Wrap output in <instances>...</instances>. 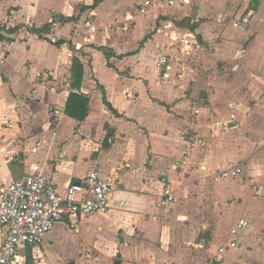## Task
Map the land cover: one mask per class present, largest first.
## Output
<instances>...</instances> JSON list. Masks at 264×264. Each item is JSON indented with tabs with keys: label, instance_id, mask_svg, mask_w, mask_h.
<instances>
[{
	"label": "crops",
	"instance_id": "1",
	"mask_svg": "<svg viewBox=\"0 0 264 264\" xmlns=\"http://www.w3.org/2000/svg\"><path fill=\"white\" fill-rule=\"evenodd\" d=\"M161 56L176 86L158 84ZM263 141L264 0H0V183L38 171L64 195L99 170L113 187L108 214L15 264H203L202 232L208 264H264ZM231 163L240 177L214 181Z\"/></svg>",
	"mask_w": 264,
	"mask_h": 264
},
{
	"label": "built area",
	"instance_id": "2",
	"mask_svg": "<svg viewBox=\"0 0 264 264\" xmlns=\"http://www.w3.org/2000/svg\"><path fill=\"white\" fill-rule=\"evenodd\" d=\"M178 2L189 3V0H167L170 7ZM248 19H240L237 25L246 26ZM184 48H189V39H183ZM158 70V84L176 86L171 80L173 70L168 56H161L156 62ZM41 75L37 74L39 78ZM57 113V112H56ZM197 114L199 111L196 112ZM231 117L230 123H235ZM14 125L7 123L3 130H12ZM109 143L113 140L109 139ZM261 152L264 153V141ZM243 173L241 164L231 163L227 168L215 174L214 181L239 178ZM165 203L171 204L175 198L172 195L169 182L164 184ZM113 187L99 170L92 171L86 178L74 182L67 187L66 193L61 195L55 189L52 180L42 172H35L23 180L11 183H0V226L6 229V237L0 245V264H15L19 253L27 247L34 249L43 245L45 237L56 225L66 223L74 228L82 218L95 214H108ZM241 222L232 235L244 229ZM234 245V243H233ZM220 249V254L224 253Z\"/></svg>",
	"mask_w": 264,
	"mask_h": 264
},
{
	"label": "rangeland",
	"instance_id": "3",
	"mask_svg": "<svg viewBox=\"0 0 264 264\" xmlns=\"http://www.w3.org/2000/svg\"><path fill=\"white\" fill-rule=\"evenodd\" d=\"M259 2V1H258ZM256 5V4H255ZM255 5H253V6H255ZM260 6V4H258V7ZM233 19H235V18H233ZM244 28V27H243ZM254 43V42H253ZM195 46V49H196V51L192 54V56H190L189 57V60L187 61L188 63H189V65H191V66H197L200 62L197 60V57H195V55H197V49H198V47H197V45H194ZM240 47H242V46H240ZM245 47H247V46H245ZM191 48V47H190ZM243 49H245V48H243ZM243 49L241 50V54L240 55H238V56H236V58H235V61H236V65H240V68L243 66V64H244V62L246 63L247 61H246V57H245V53H243ZM180 50V49H179ZM180 54H182L181 52H180ZM181 56V55H180ZM179 56V57H180ZM227 65H225V63H224V61H219V62H217V63H215V69H216V71H218V74L220 75V76H224V72H225V70H224V68L226 67ZM239 68V69H240ZM233 69V68H232ZM239 69H237L236 68V71L235 72H238V70ZM240 75V74H239ZM234 76H236V74L235 75H232V74H230L229 75V80H228V82L229 83H231V84H234L235 82H236V79H235V77ZM242 80H244V78L242 77L241 78ZM72 230H74V229H72ZM75 231V230H74ZM73 231V232H74ZM211 235H212V232L210 233V234H203V232H202V234L200 233V234H198V240H199V243H200V241H205V242H207V243H209L210 242V244H208V247H204V248H198V250L200 251V254H201V261H202V263L203 264H208L209 262H211V259L209 258L210 256H212L211 255V251H213V249H212V246H211V240H212V237H211ZM77 236V234H75V237ZM75 237H72L70 234H69V236H67L64 240H65V244H66V247H69V246H73V245H77L78 244V242H79V239H76ZM221 246H223V245H221ZM28 248V247H27ZM29 248H32V247H29Z\"/></svg>",
	"mask_w": 264,
	"mask_h": 264
},
{
	"label": "trees",
	"instance_id": "4",
	"mask_svg": "<svg viewBox=\"0 0 264 264\" xmlns=\"http://www.w3.org/2000/svg\"><path fill=\"white\" fill-rule=\"evenodd\" d=\"M78 63H76V61H75V63H74V67L76 68V65H77Z\"/></svg>",
	"mask_w": 264,
	"mask_h": 264
}]
</instances>
